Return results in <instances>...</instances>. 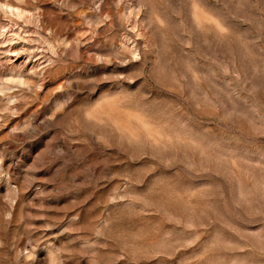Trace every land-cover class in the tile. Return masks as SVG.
Returning a JSON list of instances; mask_svg holds the SVG:
<instances>
[{"label": "rangeland", "instance_id": "rangeland-1", "mask_svg": "<svg viewBox=\"0 0 264 264\" xmlns=\"http://www.w3.org/2000/svg\"><path fill=\"white\" fill-rule=\"evenodd\" d=\"M0 264H264V0H0Z\"/></svg>", "mask_w": 264, "mask_h": 264}, {"label": "bare ground", "instance_id": "bare-ground-1", "mask_svg": "<svg viewBox=\"0 0 264 264\" xmlns=\"http://www.w3.org/2000/svg\"><path fill=\"white\" fill-rule=\"evenodd\" d=\"M8 13H10L11 15H13L14 17H18L20 18L23 13L20 9L16 8V7H13V6H10V5H4L3 7ZM6 33H8V31H4L3 32V35H6Z\"/></svg>", "mask_w": 264, "mask_h": 264}]
</instances>
